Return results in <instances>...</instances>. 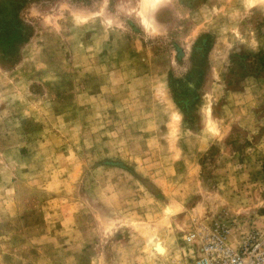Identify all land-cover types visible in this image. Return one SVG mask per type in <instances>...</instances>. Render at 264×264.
Returning a JSON list of instances; mask_svg holds the SVG:
<instances>
[{
    "label": "rangeland",
    "instance_id": "1",
    "mask_svg": "<svg viewBox=\"0 0 264 264\" xmlns=\"http://www.w3.org/2000/svg\"><path fill=\"white\" fill-rule=\"evenodd\" d=\"M148 7L0 0V264L184 263L264 215V0Z\"/></svg>",
    "mask_w": 264,
    "mask_h": 264
},
{
    "label": "built area",
    "instance_id": "2",
    "mask_svg": "<svg viewBox=\"0 0 264 264\" xmlns=\"http://www.w3.org/2000/svg\"><path fill=\"white\" fill-rule=\"evenodd\" d=\"M183 247L176 264H264V215L246 228L228 221L190 230Z\"/></svg>",
    "mask_w": 264,
    "mask_h": 264
},
{
    "label": "snow or ice",
    "instance_id": "3",
    "mask_svg": "<svg viewBox=\"0 0 264 264\" xmlns=\"http://www.w3.org/2000/svg\"><path fill=\"white\" fill-rule=\"evenodd\" d=\"M161 0H144L145 4L150 5V7L145 9V15H147L149 17V19L151 18V11L154 10L156 8V6H158L160 4ZM150 26V25H149Z\"/></svg>",
    "mask_w": 264,
    "mask_h": 264
},
{
    "label": "bare ground",
    "instance_id": "4",
    "mask_svg": "<svg viewBox=\"0 0 264 264\" xmlns=\"http://www.w3.org/2000/svg\"><path fill=\"white\" fill-rule=\"evenodd\" d=\"M156 250H158V252H162V248L161 247H158L157 246V249Z\"/></svg>",
    "mask_w": 264,
    "mask_h": 264
}]
</instances>
